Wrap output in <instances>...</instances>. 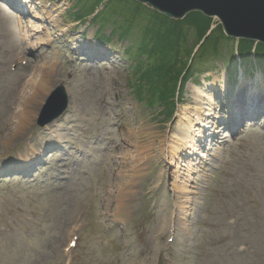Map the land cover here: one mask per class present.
Returning a JSON list of instances; mask_svg holds the SVG:
<instances>
[{
    "label": "rangeland",
    "instance_id": "1",
    "mask_svg": "<svg viewBox=\"0 0 264 264\" xmlns=\"http://www.w3.org/2000/svg\"><path fill=\"white\" fill-rule=\"evenodd\" d=\"M1 1L0 264H63L72 229L80 245L71 264H264V123L246 122L233 137L221 127L229 107L245 106L237 98L243 84L245 93L258 87L264 94V62L246 70L237 42L226 37L219 53L206 42L205 54H194V27L136 0H20L27 16ZM34 23L44 27L29 32ZM175 25L185 37L178 67V57L163 51L177 49ZM147 30L158 45L146 51ZM19 53L27 63L18 67L11 62ZM54 60L52 81L68 92L67 112L51 133L37 124L41 102L37 117L15 132L30 80ZM180 63L189 68L183 85L174 77ZM207 95L213 111L224 113L217 127L224 131L195 161L186 211L174 185L178 165L162 146L182 130L184 109L201 104L208 114ZM139 141L152 146L142 163L131 156ZM38 156L44 163L36 176L6 174V165ZM134 163L146 168L137 179ZM127 178L134 192L119 206L118 185L128 186Z\"/></svg>",
    "mask_w": 264,
    "mask_h": 264
},
{
    "label": "bare ground",
    "instance_id": "2",
    "mask_svg": "<svg viewBox=\"0 0 264 264\" xmlns=\"http://www.w3.org/2000/svg\"><path fill=\"white\" fill-rule=\"evenodd\" d=\"M9 1L13 4L17 2V0H9ZM23 1L25 2V4L27 6H29V4H30L29 0H23ZM35 4H37V3H35ZM31 8H32V6H31ZM43 25L44 24L38 25V24L34 23V26H31L29 28V32H35L38 30V28L40 29V28L44 27ZM56 71L57 70L53 67V68H50V70L47 73H43V72L39 73L38 72V74L30 80V82H29L30 83V99H28V100L24 99L22 101V107L21 108L23 110H21L22 112L18 116V121H17L18 124L14 128L15 132H17V130H21V128L27 127V125L29 123H31L33 121V119H35L37 117L39 106H40L39 104H41V102L43 103L44 101L46 102V100H44V99L49 94H51V92L55 86L53 84L52 80H54L53 74ZM243 86H246V84L245 85L243 84L238 89V92L244 91V93H242V92L240 93V95L242 97L238 96L239 97L238 99L242 102H246L248 106L244 107V104H243L242 108L240 107L241 112H239L240 110L236 107H233V106H232L233 108L229 107V111H230L229 114L233 113V111H236V110H238V113H239L234 118L233 122H231V120H229L230 119L229 116H228V119H226V121H228L227 124H228V127L230 129H234L235 126H238L241 123L239 121H236L235 119H237L243 111H245L247 114L251 115V114H253V111H255V109H257V107H258V109L263 108V110H264V98H262V99L261 98H253L251 93H249V92L245 93V90L247 89V87H243ZM211 88H212V90H215L213 85H211ZM261 91L262 90H260V92ZM212 96L213 95H207L206 96V98H207L206 102H208L206 105L207 106L206 110L208 111L209 116H207L208 114L202 113L203 112V106H200L201 104L197 105L193 110H190L188 108L184 109V112L182 113V117H183L182 120L183 121L182 120L179 121L180 124L182 125V130L180 131L179 134H175V137H172L168 141V147H165L167 143L162 146L163 150L168 149V151H169L171 166H177L178 165L176 167V173H178L179 180L176 181L177 183H174V185H175V190H179L180 195L182 193V196H183V197H181L182 198V201H181L182 204H180V202H178L180 204L179 209H185V210L187 209L188 210V207H187V205L189 203L188 194L193 192V190L190 189V187L192 186L191 183L193 181L194 182L197 181V176L193 175V174H195L194 170H196V169H194V167L196 166L195 161H198L201 158H207V157H205V153L203 151L206 149L208 150L209 148L212 147L209 145V141L207 139L208 136H210V139H211L213 134H216V132H219L218 134L220 135V132L224 131L223 130L224 128H222V129L219 128L218 130H216L218 127V122H220V124H222V122L225 121V116H224L223 111H220V113H218L217 111L216 112L213 111L214 108H212V107L214 106L213 105L214 104V98ZM262 96H264V94ZM215 99H216V97H215ZM250 104H252L253 106H250ZM236 105H238V103ZM210 114L211 115L214 114L212 118L210 117L211 116ZM15 115H16V113H15ZM15 115H14V117H15ZM263 116H264V114H263ZM239 118L241 119V117H239ZM224 123L222 124L221 127H223L225 125ZM245 123L246 122H244L243 126L245 125ZM51 127H52V124L48 125L46 127V129H48V128L51 129V133H53L57 130V129H55V130L52 129ZM24 130H22L20 133L22 134ZM21 134L19 135V137L21 136ZM135 136H137V135H135ZM6 137H7L6 141L10 142L12 137H10L8 135ZM217 137H219V136H217ZM221 140L224 141L225 139L223 137H221ZM136 143H138V144L136 145L135 153L131 154V156H133L134 159L137 158L138 161H140V163H142L144 160L150 158V156H151L150 155L151 154L150 148L152 146L151 145L148 146L146 143H144L142 141H139ZM53 148H52V150H53ZM181 162H182V164H180ZM179 164L181 166H183V168L185 167V169H183L182 172L180 171ZM143 170H146V168L143 169V166H139L136 169V163L133 164L132 173L134 174L136 179L139 176H141L138 174L143 172ZM127 176H128V174H127ZM119 178L124 180L126 178L125 174L120 173ZM132 180H133V182L127 178L128 186H126L123 183H119V185H118L117 203L119 206H125L126 200L134 192V190H133L134 178H132Z\"/></svg>",
    "mask_w": 264,
    "mask_h": 264
},
{
    "label": "water",
    "instance_id": "3",
    "mask_svg": "<svg viewBox=\"0 0 264 264\" xmlns=\"http://www.w3.org/2000/svg\"><path fill=\"white\" fill-rule=\"evenodd\" d=\"M171 18L181 19L190 12L217 18L228 37L264 44V0H138ZM66 107L61 88L48 101L41 125L59 116Z\"/></svg>",
    "mask_w": 264,
    "mask_h": 264
},
{
    "label": "trees",
    "instance_id": "4",
    "mask_svg": "<svg viewBox=\"0 0 264 264\" xmlns=\"http://www.w3.org/2000/svg\"><path fill=\"white\" fill-rule=\"evenodd\" d=\"M141 5L136 4L135 8L139 7ZM110 11L109 9L106 10V14H108ZM136 15V14H133ZM158 16H160V14H158ZM136 17V16H135ZM177 23V22H176ZM184 23L190 24L192 27H194L196 29V31L198 32V41H201L205 35L207 34L208 30L210 29V26L212 24V20L209 18L204 17L202 14L200 13H192L190 14L185 20ZM176 26V32L177 34H175L174 36V41L177 44V49L172 48V50H168L171 51L172 54L175 55V57H179L180 52H181V44L185 42V37H183V34L181 33V31H178V26ZM182 28V27H181ZM219 29V30H218ZM218 30V31H217ZM217 30H214L207 38L206 41L202 44L201 48L204 47L206 48V42H209V47H211V49L216 52L219 53V48H218V42L220 37H224V35L221 33V27L217 28ZM172 33H170V30H168L165 35H169L170 37ZM145 35L148 36V39L151 37V33L147 30L145 31ZM154 37V35H153ZM155 38V37H154ZM176 38V39H175ZM172 40V39H171ZM189 45L187 44L186 47H188ZM180 47V49H179ZM252 47V43L251 42H246L243 41V44H241V56L242 58L245 60L249 51L251 50ZM190 47L186 48L185 52H190ZM203 51V52H202ZM201 53H203V55L205 54L206 50H200ZM178 59H176V63L178 65ZM176 65V67H177ZM186 65V64H185ZM184 65V66H185ZM169 69V68H168ZM170 71V70H169ZM178 72V71H177ZM176 72V73H177ZM180 75V73L177 75V77Z\"/></svg>",
    "mask_w": 264,
    "mask_h": 264
}]
</instances>
